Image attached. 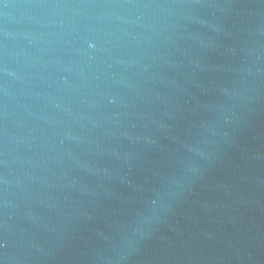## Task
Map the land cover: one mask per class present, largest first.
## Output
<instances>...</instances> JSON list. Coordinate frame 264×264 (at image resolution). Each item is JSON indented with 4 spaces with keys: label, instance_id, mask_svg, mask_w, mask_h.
Listing matches in <instances>:
<instances>
[{
    "label": "water",
    "instance_id": "water-1",
    "mask_svg": "<svg viewBox=\"0 0 264 264\" xmlns=\"http://www.w3.org/2000/svg\"><path fill=\"white\" fill-rule=\"evenodd\" d=\"M0 264H264V0H0Z\"/></svg>",
    "mask_w": 264,
    "mask_h": 264
}]
</instances>
